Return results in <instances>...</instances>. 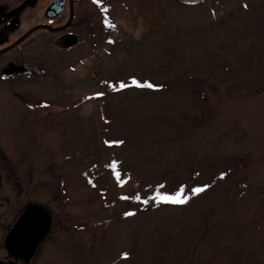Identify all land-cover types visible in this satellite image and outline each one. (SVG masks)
Segmentation results:
<instances>
[{
	"label": "rangeland",
	"instance_id": "obj_1",
	"mask_svg": "<svg viewBox=\"0 0 264 264\" xmlns=\"http://www.w3.org/2000/svg\"><path fill=\"white\" fill-rule=\"evenodd\" d=\"M6 1L45 71L0 80V258L36 200L54 224L26 264H264V0H105L107 40L98 0L65 33L68 3Z\"/></svg>",
	"mask_w": 264,
	"mask_h": 264
},
{
	"label": "flooded vegetation",
	"instance_id": "obj_2",
	"mask_svg": "<svg viewBox=\"0 0 264 264\" xmlns=\"http://www.w3.org/2000/svg\"><path fill=\"white\" fill-rule=\"evenodd\" d=\"M5 1L3 0V1H0V2L3 4V2H5ZM24 1H26L27 3H30V1H32V0H24ZM7 2L8 1H6L5 3H7ZM78 2H79V0H66L65 7L62 9L61 12L58 13V15L62 14L63 11L66 10L67 3H68L69 15L67 16L66 21L63 24H60L59 27H51L50 29L57 28L55 30H59L60 28L61 29L65 28L63 30V33H65L67 31L66 28H68L73 22H75V23L78 22L79 26L81 24H83L86 20H88V22H89L90 19H89L88 14H86V13L80 15L81 17L78 18V19H80L79 21L75 20L76 15H77V10H76L77 6L76 5H78ZM45 9H46V7L44 8V11H45L44 14H45L46 18L49 17V19H54L55 17H58V15L47 16ZM23 10H25V8L22 9V6H16L15 8L12 9V8L9 7L8 4L0 5V80H3V81L5 79H6L5 81H11V79L14 80L16 77L21 76V75H25V76L36 75V73L31 72V71H29V72L18 71V72H11V73L7 72V73H4V70L7 67V64L9 62H11V61L15 60V61H20V62H23V61L30 62V63L32 62L31 60H29V58H26L24 55H22V56L15 55L13 53V51H15L17 49L23 50L24 47H25L24 45H27V41L31 42L32 29L33 28L29 27L26 31L22 32L21 34L16 35L15 38L10 39V32H11L12 28L16 27V20L18 18L17 16ZM89 24H90V22H89ZM80 35L81 34L78 33L75 36V38H77L78 42H80V39H81ZM70 36H73V35H70ZM6 54L10 55L11 57L8 58L5 61V63H3L1 61L3 60V57ZM0 179H1V177H0ZM35 203L41 204L42 206L46 207V205H44L41 202H38L36 200L28 201L26 204H24V208L17 214V217L14 220V222H12V224L9 223V225L7 226V230L5 232L4 237L13 228L14 223L18 220V218L20 217V214L24 211V209L26 207H28L29 205L35 204ZM46 209L48 210V213L51 216V219H50L49 224H48L49 225V228H48V231H47V233H48L50 231L52 225L54 224V221H53V214H51V212L48 209V207H46ZM47 233L44 235L43 238H41L36 243V246H35L36 249H35L34 253L37 251L38 245L41 243V241L43 239H45V237H47L46 236ZM4 237H3V247L6 249V255H5V257L3 259L0 258V262L16 261L17 260V261H20L22 264H26V262H28V260H30L31 257L34 255V253H33L29 259H26V261L22 260V259H18L16 256H13L12 254H10L9 250L6 248V246H5V238Z\"/></svg>",
	"mask_w": 264,
	"mask_h": 264
},
{
	"label": "water",
	"instance_id": "obj_3",
	"mask_svg": "<svg viewBox=\"0 0 264 264\" xmlns=\"http://www.w3.org/2000/svg\"><path fill=\"white\" fill-rule=\"evenodd\" d=\"M187 3H197L202 0H179ZM66 0H52L46 7L47 16L58 15L65 7ZM26 71L43 73L45 69L41 65L30 62L11 61L7 64L4 73ZM50 214L41 204H31L24 209L13 228L6 234L5 246L10 254L18 259H29L36 249V243L44 237L49 228ZM0 264H22L20 261H5Z\"/></svg>",
	"mask_w": 264,
	"mask_h": 264
},
{
	"label": "snow or ice",
	"instance_id": "obj_4",
	"mask_svg": "<svg viewBox=\"0 0 264 264\" xmlns=\"http://www.w3.org/2000/svg\"><path fill=\"white\" fill-rule=\"evenodd\" d=\"M104 11L106 12L107 9L105 8ZM105 23L107 24V26L114 28L115 25L111 24L108 21H105ZM133 84L137 87H146V88H154L156 87L155 85L151 84V83H146V84H140L139 82L133 80ZM127 87V85L125 84H121L120 88H124ZM119 143H123L122 141ZM119 177V174H117ZM163 187V186H161ZM206 187H201V188H195L193 189V194L194 195H199L201 192L205 191ZM191 197L187 196L184 194V189L181 188L179 192H177L175 195H168V194H162V193H157V196L154 197V199L156 200L157 205L164 203V204H173V205H184L186 203H188L189 199ZM126 199V198H125ZM145 204L148 203L147 200L144 201ZM133 213H127L126 215H132Z\"/></svg>",
	"mask_w": 264,
	"mask_h": 264
},
{
	"label": "trees",
	"instance_id": "obj_5",
	"mask_svg": "<svg viewBox=\"0 0 264 264\" xmlns=\"http://www.w3.org/2000/svg\"><path fill=\"white\" fill-rule=\"evenodd\" d=\"M97 2L99 3V5L101 4V7H104V8L106 7V9L109 6L108 2L106 3L105 0H98ZM99 14H100V16L103 15V18H105L106 21L110 22L111 24H114V20L109 18V14L107 12H105V11L103 13L99 12ZM100 26L103 27L102 29H104L105 33L108 31L107 30L108 28H112V27L107 26V24L105 23L104 20L100 21ZM105 37H106L105 39L107 40L108 39L107 33H106Z\"/></svg>",
	"mask_w": 264,
	"mask_h": 264
}]
</instances>
